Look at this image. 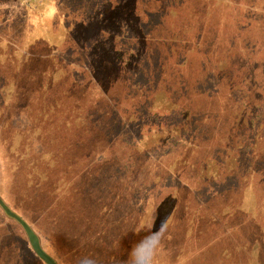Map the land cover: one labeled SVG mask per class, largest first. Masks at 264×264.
<instances>
[{"label":"trees","instance_id":"trees-1","mask_svg":"<svg viewBox=\"0 0 264 264\" xmlns=\"http://www.w3.org/2000/svg\"><path fill=\"white\" fill-rule=\"evenodd\" d=\"M19 1L29 19L31 8L55 0ZM104 1L110 2L111 15L114 3H124ZM134 2L126 10L147 30L132 35L122 19L121 34L112 31L110 38L109 30L99 27L96 37L84 42H102L106 48L99 51L96 68L84 65L78 73L61 51L70 38L76 40V31L82 28L86 33L93 23L77 18L84 14L78 11L83 7L72 8L64 0L55 3L47 22L58 33L41 37L40 31V36L29 37L24 46L28 52L49 56H11L16 72L0 91L5 97L0 113L17 116L16 121L0 117V134L11 130V137L0 139V145L23 159L20 173L30 182L27 194L41 190L47 196L46 216L55 219L58 215L61 226L70 230L83 225L116 230L107 259L110 264H133L134 250L149 230L160 236L161 255L174 264L207 263L208 258H201V229L211 226L217 211L230 224L248 227L246 233L238 230L239 242H264V160L253 157L254 151L264 149L260 147L263 118L253 117L248 109L252 101L243 94L236 96L241 88L233 85L232 123L226 135L212 138L215 145H211L213 131L206 130L202 122L215 114V96L221 85L202 78L186 83L185 71L175 67L187 63L177 62L169 68L159 63L161 55L149 44L151 40L162 47L158 40L188 44L195 22L173 33L174 23H167L164 16L173 12L161 13L162 1ZM41 9L38 17L45 22ZM202 11L195 9L204 17L207 12ZM4 49L0 44V53ZM0 62H4L2 57ZM77 74L83 76L78 80ZM55 88H59L58 97L53 98ZM166 112L168 120H164ZM248 121L256 124L251 132L245 128ZM169 142L177 145L170 149ZM227 188V202L219 208L212 206L216 211L211 212L212 192ZM0 206L8 211L1 198ZM231 253L235 255L231 264H248L244 257Z\"/></svg>","mask_w":264,"mask_h":264},{"label":"rangeland","instance_id":"rangeland-1","mask_svg":"<svg viewBox=\"0 0 264 264\" xmlns=\"http://www.w3.org/2000/svg\"><path fill=\"white\" fill-rule=\"evenodd\" d=\"M58 1L62 0H55L52 2L51 13L54 12V5L58 3ZM112 1L115 2L116 0ZM117 1L122 2V0ZM134 1L135 0H124L123 6L121 4L115 5L114 3L115 8L112 9L111 15V10H108L109 6L111 7L110 2L104 0H64V3H70L72 8H84H78L79 12H84L82 16L76 15L79 20L82 18L85 20L89 19V21L93 23V25H91L92 28L90 27L86 33L82 28L76 31V40L72 38H70V40L68 39L69 42L65 44V50L62 49L63 51H61L64 60L68 61L72 67H77L75 70L76 73L80 72L84 65L96 68L99 60V51H103L106 48L105 43L92 42L85 44L84 41L90 37L91 39L96 37L99 27L102 26L108 29L109 32L106 33H109L107 37L110 38L112 37V31L121 34L122 31H120L119 24L123 23L124 25L123 20L127 23L132 35L147 30L143 25L139 27L138 24L135 23L133 13H128L126 10L135 3ZM160 1L164 3L163 8L159 10L161 13L163 10L173 12L171 15H164L168 19L167 23H174V27L171 26L173 28V33H175L176 30L181 32L187 22H195V28L193 34L189 38L188 44L184 41L172 43L170 40H158V42L163 43L164 47H162L151 40L149 42L151 48L156 47L158 55H161L159 63H163L169 66V68H174L177 62L187 63L186 66H183L184 64L181 65V68L179 67L180 65L175 67L181 70V72L185 71L186 83L187 80L191 82V80H200L202 78V80L205 79V81L212 82V84L215 83V86H217L216 83L221 85V87L217 86L220 90H217L215 96V114L212 113L215 117L211 114L209 119L206 118V123L204 119L202 122L206 130L209 129L213 131L211 134L212 137L210 138L215 139L217 136L222 138L226 135V128L232 123V112L235 107L233 101V99H235V89H231L233 85H239L241 88V92L237 91L236 96L243 94L244 98H247L250 102L252 101L248 109L253 117L256 119L263 118L262 121H264V0ZM149 2L151 3V0H149ZM212 5H214L213 8ZM175 6L181 8H173ZM200 8L204 10L202 14L207 12L208 15L207 13L204 14V17L197 15L195 9L197 10ZM39 9H41V7L31 8L30 15L35 12L38 17ZM43 11L44 14L48 12L46 9L42 8L41 12L43 13ZM101 12L103 15L99 19V14H101ZM109 15H111V19ZM25 16H27L26 7L19 0L0 3V28L3 27L4 24L10 23V21H19L21 18L24 19ZM141 26L144 29H142ZM110 38L107 39L110 40ZM139 44L142 46L141 43ZM116 45L117 40L115 41V47ZM142 48L143 46L141 49ZM12 59L13 58L10 57L4 59V62H0V91H2L1 89L5 85L7 86V84L11 83L12 80L10 76L13 72H16L14 64H11ZM76 76L79 80L83 75L77 74ZM4 82L6 84H4ZM191 87L192 86H190V88ZM58 91L59 88L53 90V98L58 97ZM242 99L243 98H240V100ZM64 100L69 101V97H65ZM38 104H40L39 101L36 105ZM210 108L212 107H207V109ZM167 114L168 112L165 113L164 120H168L169 117H166L168 116ZM220 115H225V122L223 117L220 118ZM251 126L252 124L249 121L245 124V128L250 129L249 132L255 129V122L252 128ZM226 138L225 136V139ZM213 139L211 145H215ZM224 144L226 143L224 142ZM168 145L170 149H173L177 145V142H169ZM260 147H264V139ZM245 150L247 149L245 148ZM253 157L264 160V149H260L257 152L254 151ZM28 233L32 243L31 248L40 255L43 262L45 264H59L40 246L37 236L33 232L28 231ZM161 254L160 251L156 264H174L170 258L163 257ZM140 263L143 264V259H141ZM125 264L129 263L126 262Z\"/></svg>","mask_w":264,"mask_h":264},{"label":"crops","instance_id":"crops-1","mask_svg":"<svg viewBox=\"0 0 264 264\" xmlns=\"http://www.w3.org/2000/svg\"><path fill=\"white\" fill-rule=\"evenodd\" d=\"M40 7L48 11L44 16L45 22H41L34 12L29 19L25 17L16 20L17 22L10 21L0 30V44L5 48L0 57L8 59L17 53L20 56L24 53L30 57L48 55L24 49L29 37L40 36V31L41 37H44L43 34L51 36L58 33L57 28L47 22L51 14V1H45L42 6L39 4L38 8ZM1 93L0 105L5 102V97ZM26 97L28 98V94ZM16 116L0 113L2 119L11 121H16ZM9 137L11 130H5L0 134V139ZM22 161V158L12 152H6L5 147L0 145V198L8 209L7 211L0 206V264H45L40 255L31 248L28 231L37 236L40 246L59 264H110L107 259L112 250V233H116V230L111 227L89 225L80 226L78 229L73 227L70 230L67 225L61 226L58 215H55V219L46 216L43 211L47 196L41 193V190H37L31 196L27 194L30 182L21 176ZM229 188L212 192L208 204L211 212L216 211L211 208L212 206L219 208L227 202L225 197L229 195L227 194ZM205 201H208V198ZM213 214L215 215L211 219V226H203L201 229L203 234L201 258L202 260L208 258V262L201 261L202 264H224L226 260L231 264L230 260L235 257L232 251L238 257H244L248 264H264V242L260 239L239 242L240 240H236L238 230L243 229L246 233L250 231L248 227L230 224L223 216V218L219 216L218 211ZM207 234L211 235L209 241ZM205 235L207 236L204 237ZM138 264H141L140 261Z\"/></svg>","mask_w":264,"mask_h":264},{"label":"clouds","instance_id":"clouds-1","mask_svg":"<svg viewBox=\"0 0 264 264\" xmlns=\"http://www.w3.org/2000/svg\"><path fill=\"white\" fill-rule=\"evenodd\" d=\"M134 251L133 264H138L141 259H143V264H156V260L161 251L160 236H155L149 230L148 236L140 242Z\"/></svg>","mask_w":264,"mask_h":264}]
</instances>
